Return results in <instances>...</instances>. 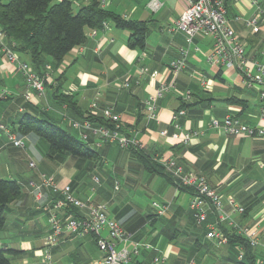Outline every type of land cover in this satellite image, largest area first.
<instances>
[{
	"label": "crops",
	"instance_id": "1",
	"mask_svg": "<svg viewBox=\"0 0 264 264\" xmlns=\"http://www.w3.org/2000/svg\"><path fill=\"white\" fill-rule=\"evenodd\" d=\"M151 1L110 0L105 6L124 19L149 22L151 29L144 50L130 49L127 45L130 33L116 28L112 23H108V29L98 30L95 34L93 30H87L86 43L70 52L61 66L47 73L44 97L31 91V98L25 99L27 88L23 75L13 64L7 62L0 51V86L6 88L11 96L8 99L0 98V103H9L0 104V123L11 131L10 126L18 122L23 113L40 116L44 109L53 121L80 137L79 131L71 127L69 119H84L90 104L95 100L99 102L100 108L112 106L121 116L124 126L137 127L143 149L152 158L158 155L174 159L185 171H193L206 177L221 195L226 214H231L228 205L230 198L242 205L248 211L247 216H231L236 221H244L257 232L258 258H264V137L230 136L220 129L210 128L212 118L221 119L227 114L236 115L248 126L264 127V105L259 98V90L246 88L235 70L208 63V56L214 46L213 36H197L189 46L183 32H169V27L187 9L186 0H158L162 7L157 11L149 7ZM226 2L229 26L245 43L249 59L261 61L260 53L264 51V13L259 32L255 33L247 25V21L255 14L251 1ZM262 8L264 12V1ZM188 47L190 51L186 69L176 78L178 91L169 92L158 100L159 123L148 122L145 117V100L153 94L158 83L172 80L173 72L169 65L173 60L179 59L182 50ZM18 57L30 64L27 55ZM49 63L52 64L50 61ZM140 68H147L149 71L141 74ZM195 74H202L209 80L210 87L202 89ZM125 80H129L130 87L118 88ZM56 90L71 96L74 105L61 104L54 95ZM186 90H190L192 96L186 102L190 107L185 109L184 128L202 131L204 134L184 145L171 136L174 133L171 119L173 112L182 104L179 93ZM233 98L242 100L244 104L226 102ZM47 106L50 109H45ZM140 114L144 117L137 123ZM163 130L169 132L167 137L159 135ZM25 140L29 142L30 150L24 151V155L37 156L41 168L38 173L18 181L23 193L10 206L6 226L2 231L8 229L9 215L13 217L11 228L19 229L20 232L24 228L16 223L18 215H29L32 218L42 216L46 219V224L41 230V237L45 236L48 230L47 215L37 208L31 186L32 183L39 182L41 174H46L54 176L60 188L70 186L77 199L106 204L110 217L127 232L134 234L135 241L152 245L158 255L166 258L161 264H168L169 260V264H191L192 261L194 264H235L233 260L238 258L242 248H232L229 245L219 247L208 240L206 224L198 225L192 218L190 194L178 189L163 176L146 170L140 158L131 151L120 149L115 143L97 146L98 138L91 135L89 144L99 152L97 159L90 161L58 156L53 159L46 157L48 162H45L44 156L37 150L38 144H41L38 138L33 135L24 137L23 149H26ZM113 147H117L118 151L114 152ZM13 148L17 149L8 141L6 133L0 131L1 179L14 180L12 176L15 174H10L8 169L9 164L15 165L17 162L12 155ZM109 166L111 169H108ZM90 174L103 175L105 182L110 180L106 174H114L123 178L125 185L131 190L144 189L155 195L159 194L162 198L160 204L167 206V210L158 214L151 208L144 210L143 207L134 205L130 199L119 198L113 194L120 190L117 181L114 183V191H109L96 178L99 185L94 194L86 196L79 187L84 176ZM57 195L48 192L43 202L47 203ZM71 213L75 216H88L89 210L74 208ZM208 219L209 222H215L219 218L211 214ZM223 227L228 230L231 228L225 223ZM39 231L36 229L34 233L39 234ZM90 243L99 249L93 236L74 237L66 234L52 250V257L57 253L64 258L63 261L57 259V264H66L67 261L71 264H91L100 261L103 254L98 258L88 256L86 245ZM43 245L44 242L34 251L31 241L22 240L11 247L0 236V249L16 251L10 257L13 259L12 264H50L52 257L50 261L45 259ZM67 249L74 250V253L69 254ZM84 254L88 257L85 258ZM74 255L75 260H72ZM137 259L142 262L147 260L142 255ZM151 262L152 260H148L146 264Z\"/></svg>",
	"mask_w": 264,
	"mask_h": 264
},
{
	"label": "built area",
	"instance_id": "2",
	"mask_svg": "<svg viewBox=\"0 0 264 264\" xmlns=\"http://www.w3.org/2000/svg\"><path fill=\"white\" fill-rule=\"evenodd\" d=\"M61 1V0H57ZM105 7L110 0H99ZM187 9L180 15L174 25L169 27V32H183L186 35L187 43L191 46L197 36H213L214 46L208 56V63L214 64L219 68L235 70L242 79V84L249 89L258 88L259 98L264 105V51L260 53L262 60H250L246 51V45L235 31L228 24V12L225 7V0H186ZM255 8V14L247 21V25L252 31L257 33L260 28V20L263 15L262 3L264 0H250ZM149 7L157 11L162 7L158 0H152ZM109 24L104 23L101 30L108 29ZM98 30H93L95 34ZM6 35L0 28V48L7 62L13 64L17 71L21 73L26 82L27 92L25 99L31 98L30 92H36L40 97L45 96V79L48 72L52 70L50 65L46 66V73L42 77L38 75L32 67L19 59L18 55L12 50L11 46L5 42ZM183 49L181 57L173 60L169 67L173 72L170 82H160L144 102L145 117L148 122L159 123L157 102L165 94L177 90L176 78L187 66L189 49ZM198 50V48H196ZM62 69V67H61ZM147 68H140L141 74H146ZM196 75V74H195ZM199 86L202 89L210 87V81L202 74L196 75ZM129 80H125L118 88L128 89ZM178 91V90H177ZM183 102H188L192 96L190 90L180 92ZM9 92L0 91V98L7 99ZM45 109H50L47 106ZM100 114L109 121L110 126L93 125L89 120L69 119L71 127L79 131L80 138L84 141L90 139L91 135L98 138L100 146L103 143H115L120 149L129 148L143 149V145L138 138V132L122 131L121 116L112 106L100 108L97 100L90 104L88 114ZM87 114V115H88ZM184 109L176 110L172 114L171 127L174 133L171 135L182 144L187 145L193 139L199 138L204 133L196 130H185L181 119L185 117ZM66 117V116H65ZM67 118V117H66ZM210 128L220 129L230 136L249 135L252 137H264V127H251L240 120L239 117L227 114L221 119L212 118ZM0 131L6 133L8 141L16 148H23V139L11 132L6 125L0 123ZM162 137H167L169 132L163 130L159 132ZM153 159L164 166L165 171L170 174L180 187L189 189V207L193 218L198 225L206 224V238L216 246H225L229 243V237L223 230V224H228L238 234L245 236L252 247L258 246V234L251 227L241 224L233 219L231 215L242 216L245 208L233 198L228 200L231 214L224 212V205L221 195L210 185L206 177L193 171H185L183 166L176 160L153 156ZM30 167L35 168L36 163L30 162ZM33 194L37 208L47 215L48 230L44 236L43 252L47 261L51 260L52 250L59 244L62 236L70 235L74 237L95 236L97 246L103 252L100 261L91 264H136L135 258L142 255L143 251L157 252L156 248L147 243L134 240V234L127 232L116 220L110 217L106 204L94 203L91 200L81 201L77 199L70 186L59 187L56 179L52 175L41 174L39 182L32 183ZM48 192L58 194L51 201L44 203ZM153 207L158 214H163L167 206L153 203ZM88 209V216H75L71 213L72 209ZM215 214L219 219L209 222V216ZM244 257L243 250H240L238 260ZM166 258L156 255L151 264L164 263ZM194 264V261L191 262ZM257 264H264V258H259Z\"/></svg>",
	"mask_w": 264,
	"mask_h": 264
},
{
	"label": "trees",
	"instance_id": "3",
	"mask_svg": "<svg viewBox=\"0 0 264 264\" xmlns=\"http://www.w3.org/2000/svg\"><path fill=\"white\" fill-rule=\"evenodd\" d=\"M73 4V0H0V28L6 35L5 42L16 54L27 55L30 59V64H27L38 75L42 77L45 75L47 65H50L52 69L61 66L70 52L86 43V31L101 30L105 22L112 23L116 28L130 33L127 41L130 49H145L151 29L149 22L124 19L103 7L99 0H87L85 4L79 5L76 12L73 9ZM225 7L228 12L226 0ZM54 95L61 104L74 105L71 96L59 93L58 90ZM226 102L244 104L242 100L236 98L228 99ZM189 107V103L182 101L178 110H185ZM143 117L144 115L140 114L137 123ZM84 119L89 120L93 125L110 126L109 121L100 113L88 114ZM181 123H183V118ZM10 129L21 139L29 135L44 139L49 146L46 154L48 159L72 156L91 161L99 157L98 151L88 147L89 140L84 141L80 137H75L48 117L44 109L40 116L23 113L18 122L10 126ZM122 131L126 133L128 131L138 132V129L136 126L127 127L122 124ZM126 150L137 155L144 168L149 172L163 176L182 191L192 193L187 188L179 187L173 177L165 171L164 166L155 161L144 149L129 148ZM97 180L100 179L97 178ZM22 191V185L17 180L0 178V231L6 226L10 206L22 196ZM247 214L248 211L245 209L243 216L246 217ZM239 222L248 226L244 221ZM223 230L229 237L228 245L232 248L240 246L244 253L242 260L237 258L233 262L235 264H257L259 258L256 247H252L249 240L238 234L233 228L228 230L223 227ZM93 237L96 240V237ZM14 253H16L15 250L0 249V264H12L10 256ZM156 255L158 254L154 251L142 252V256L147 258L146 262L152 260ZM134 260L136 264H146L140 259L135 258Z\"/></svg>",
	"mask_w": 264,
	"mask_h": 264
},
{
	"label": "rangeland",
	"instance_id": "4",
	"mask_svg": "<svg viewBox=\"0 0 264 264\" xmlns=\"http://www.w3.org/2000/svg\"><path fill=\"white\" fill-rule=\"evenodd\" d=\"M57 1V0H54ZM79 1L81 3H79ZM74 4H73V9L76 12L79 9V5L81 4H85L87 2V0H78L76 2V0H73ZM20 59V58H19ZM28 62V60H26ZM46 80V79H45ZM6 90V88H3V86H0V91H4ZM3 105L9 104L8 102H3L0 103ZM61 127H63L62 125H60ZM64 128V127H63ZM65 129V128H64ZM72 134L79 138V136L77 134H75L74 132H72ZM35 136V135H33ZM35 138H38V140L41 142V144H38L37 146V150L38 152L44 156L45 158V162H48V159L46 158V154L48 153V143L42 139L39 138L37 136H35ZM26 142V149L23 148H13L12 151V155L15 156L16 159V164H9L8 169H10V174H15L14 176H12V178L14 180L17 181H21L23 178H29L32 174H36L38 173L40 167V161L39 158L35 155L31 156H27L24 155V151L28 152L30 150V144L29 142ZM88 147L93 149L94 148L88 144ZM114 152H117L118 149L117 147H113L112 149ZM30 162H34L36 163V167L35 168H31L30 167ZM108 169H111V166L108 167ZM109 175L108 179H110L108 182L104 181V177L101 174H90V175H86L84 176L82 182L80 183V190L86 195V196H91L92 194H94L95 188L99 185V182L96 180V178L100 179V185H102L105 189L109 190V191H114V183L119 184L120 190H118V192H113V194L116 196H118L119 198H124L126 200L130 199L132 201V203L136 206H141L145 209H149L151 208L152 210L156 209L153 207V203L160 204L161 203V195L157 194L155 195L153 192H149V191H145L144 189H138V190H131L129 187H127L125 185V180L123 178L117 177L114 174H106ZM192 213V212H191ZM193 218V215H192ZM194 219V218H193ZM46 219L42 216H39V218H32L29 215H18L16 223L20 226L23 227L24 230L23 232H20L19 229H12L11 228V223L13 221V217L12 216H8V229L5 231H0V236L3 239V242L7 243V245L9 246H15L17 243H19L20 241L24 240V241H31L33 243L32 249L34 248V251H37L39 249V246L41 245V243L44 242V237H41V230L43 227H45L46 224ZM48 224V222H47ZM36 229H39V234L38 232L34 231ZM86 249L88 251V256L91 258H98L101 256V254H103L102 251H100L94 244L90 243L88 245H86ZM66 252H69V254L74 253V250H66ZM31 253V252H30ZM87 255L84 254V257H88ZM11 257V256H10ZM43 257V256H42ZM75 255H74V259L72 257V260H75ZM28 261L30 262L31 259L27 258ZM61 260L63 261L61 255H58L57 253L53 255L52 257V261L50 264H57L56 260ZM44 260V259H42ZM69 260V259H68ZM71 260V261H72ZM11 261H13V259L11 258ZM70 262V261H69ZM67 261L66 264H71V262L69 263ZM170 263V260L168 261V264Z\"/></svg>",
	"mask_w": 264,
	"mask_h": 264
}]
</instances>
